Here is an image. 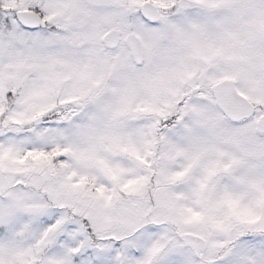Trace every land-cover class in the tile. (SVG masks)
Masks as SVG:
<instances>
[{
	"label": "snow or ice",
	"instance_id": "1",
	"mask_svg": "<svg viewBox=\"0 0 264 264\" xmlns=\"http://www.w3.org/2000/svg\"><path fill=\"white\" fill-rule=\"evenodd\" d=\"M0 264H264V0H0Z\"/></svg>",
	"mask_w": 264,
	"mask_h": 264
}]
</instances>
